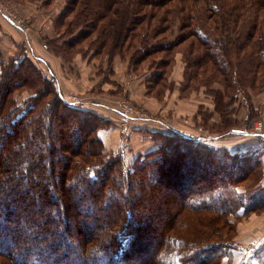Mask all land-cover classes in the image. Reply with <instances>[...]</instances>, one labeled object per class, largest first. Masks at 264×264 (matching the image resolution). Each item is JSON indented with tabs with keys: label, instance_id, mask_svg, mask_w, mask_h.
<instances>
[{
	"label": "rangeland",
	"instance_id": "1",
	"mask_svg": "<svg viewBox=\"0 0 264 264\" xmlns=\"http://www.w3.org/2000/svg\"><path fill=\"white\" fill-rule=\"evenodd\" d=\"M70 1L0 0V69L4 68L3 63L7 64L10 60L17 62L28 59L37 70L29 67L27 78L38 84L44 80L49 86L52 84L49 79L55 78L54 86L61 103L83 109L82 102L90 101V104H99L98 107H102L104 112H116L115 125L111 126L108 121V124L97 129V133L102 142V154L119 157L128 169V178L125 182L122 180L123 187L115 189L112 186L110 190L119 196L122 207L130 205L138 208L135 211H140L141 223H138V237L133 244L139 242L150 247L149 244L157 237V233L152 232L154 224L164 226V223L171 221L177 232H185L200 221L203 226L208 225L206 229L212 227V221H209L212 213H195L184 208L180 199L183 193L189 191L191 184L198 185L199 177L205 173L206 170L198 171L201 170L198 166L201 162L208 166V181L215 186L223 185V188L233 182L225 170H231L230 163L238 162V167L235 166L230 172H234L238 178L233 182L238 193H246L247 204L251 203L248 198L251 194L259 192L261 198L252 201L253 211L245 214L239 211V216L230 213L218 221L220 238L212 236L206 242L226 241L222 248L225 253L210 264H264V134L249 132L253 129V123L258 121H261L264 130V116L259 108L264 100V68L258 75L256 89L246 86L233 89L234 79L228 77L230 66L236 64L232 55H229V64L221 63L225 69L215 66L214 77L208 72L189 80L195 68V59L206 47H201L198 39L196 41L192 35L194 27L189 26L192 24L190 19H181L187 15L182 4L175 2L168 5L172 11L167 22L169 29L154 35V26L162 22L157 20L158 17L151 20V26L143 22L137 27L128 24V29L124 28L127 20L124 15L117 18L112 29L106 30L100 21L95 27H88L87 22L92 19L75 16L77 12L69 9ZM261 1L243 0L241 5L238 4L239 0H191L188 3L193 7V23L199 27L207 23L206 16L211 12L223 14L224 17L229 15L228 28L235 39V34L241 36L246 33V28L251 24L244 20H254L257 3ZM210 6L214 8L210 9ZM258 11L262 15L257 27L260 25L262 29L259 41L264 58V8ZM247 16L253 18L245 19ZM181 21L185 24L183 28H180ZM93 22H96L94 16ZM3 23L7 28L3 27ZM220 38L221 35L215 40ZM176 39L182 41L175 43ZM247 39L250 40L249 44H256L257 37L242 36L239 42ZM165 42L171 45L161 51L147 53L152 46L158 47ZM234 45L239 46L238 41L234 40L230 47ZM246 50L250 51L248 48ZM232 68L239 72L236 66ZM245 69L244 62L241 70ZM65 84L68 88L76 89L71 92L74 94L64 88ZM11 95L15 104L22 105L31 96L35 97V90L21 87ZM45 97L50 102L49 97ZM62 107L56 113L65 115ZM88 119L93 122L95 118L90 115ZM68 124L64 123L62 128L67 130ZM85 124L91 127L90 122L85 121ZM137 126L145 128L148 134L136 132ZM106 128H111V138L103 140L101 131ZM47 131L44 140L52 145L50 154L56 160L51 163L52 172L46 171L44 182L50 186L53 181L57 189L55 194L59 198L55 177L60 168L58 156L63 151L58 145L56 126L51 125ZM175 133L192 136L199 144L215 147V150L212 152L193 143L175 141L172 139ZM145 135L148 136L147 141ZM165 135L167 139L163 141ZM229 153L235 156L230 157ZM243 161L249 166L240 172L239 163ZM191 162L197 167V173L190 176V172L186 171L183 174L182 166H189ZM66 198L70 199V195H66ZM38 203H34L36 210ZM12 210V217H15L17 209ZM172 212L174 215L169 218ZM22 220L20 235L35 237L39 227L26 228L25 224H30L29 218L23 215ZM44 224L42 218L41 226ZM94 224L95 227L89 223V229L100 233L99 229L96 230L97 222ZM3 233L10 242V234ZM104 236L98 234V239ZM123 238L129 240L128 233ZM0 264L10 262L0 256Z\"/></svg>",
	"mask_w": 264,
	"mask_h": 264
},
{
	"label": "trees",
	"instance_id": "2",
	"mask_svg": "<svg viewBox=\"0 0 264 264\" xmlns=\"http://www.w3.org/2000/svg\"><path fill=\"white\" fill-rule=\"evenodd\" d=\"M189 1L191 0H71L69 9L77 12L78 15L74 14L75 16L92 19L87 22L88 27H95L100 21L106 30L112 29L117 18L124 15L127 19L124 28L127 29L128 24L137 27L143 22L151 26V20L158 17L157 20L162 22L152 30L154 35H158L169 29L167 22L172 11L168 5L175 2L182 4L187 15L181 19H190L192 24L189 26L194 27L192 35L196 41L198 39L201 47H206L195 59L194 71L188 79L208 72L214 77L215 66L223 68L221 63L229 64V55H232L236 60L233 66L239 71L230 66L228 77L234 79L233 89L243 86L256 89L258 75L264 68V58L261 55L263 47L259 41L262 29L259 28L260 25L257 27L262 18L258 10L264 8V0L257 3L254 20H244L251 24L246 28V33L241 36L235 34V39L228 28L229 15L224 17L223 14L211 12L206 16L208 25L200 26L204 29L196 26L193 23V7ZM242 1L239 0L238 4L241 5ZM78 3L80 4L76 8ZM213 8L210 6V9ZM250 18L247 16L245 19ZM182 24L181 21L180 28L185 27ZM91 30L92 28L89 32ZM189 35L190 33L187 36ZM220 35L221 38L215 40ZM135 36L137 35H133ZM242 36L254 39L257 37L256 44H249V39L239 42ZM176 40L175 43L182 41ZM234 40L238 41L239 46L230 47ZM170 45V42H165L158 47L152 46L147 53L161 51ZM145 51L146 49L143 52ZM232 51L237 53L233 54ZM244 62L246 69L242 71L241 64ZM3 66L0 69V256L10 264H210L225 253L222 248L226 241L207 243L206 239H211L212 236L220 238V226L217 223L222 216L230 213L239 216V211L243 214L253 211L252 201L261 198L259 192L251 194L248 197L251 203L247 204L246 193H238L233 183L238 178L234 172L230 173L235 166L238 167V162L230 163L231 170H225V174L233 180L226 188L208 181V166L201 162L198 165L201 170L198 171L206 170L205 173L199 177L198 185L193 183L194 180L189 191L183 193L180 199L184 208L195 213H212L209 220L212 221V227L206 229L208 225L203 226L200 221L188 227L185 232H177L171 221L164 223V226L154 224L152 232H156L157 237L149 244L150 247L140 245L139 242L133 244L138 237V223H141L140 211H135L138 208L134 209L130 205L122 207L119 196L110 190L112 186L115 189L123 187V181L128 178V169L119 157H106L102 154V142L97 129L108 124V120L90 110L64 102L62 104L54 86L55 78L49 79L51 86L45 84L44 80L38 84L28 79V68L37 70L30 60H10L7 64L3 63ZM21 87L35 90V97L31 96L27 99L28 102L26 100L22 105H17L11 93ZM45 96L49 97L50 102ZM242 96H245L244 93ZM60 106L65 115L56 113ZM90 115L95 118L93 122L87 120ZM85 121L90 122L91 127L86 126ZM64 123H69V130L62 128ZM51 125L56 126L58 145L63 151L58 156L60 168L55 177L59 198L55 194L57 189L53 181L50 186L44 182L46 171L52 172L51 163L56 160L50 154L52 145L44 140V134ZM165 139L166 135L163 141ZM172 139L193 143L204 150H215V147L199 144L192 136L175 133ZM180 147L182 150L183 147ZM229 154L230 157L235 156ZM190 164L182 166V172L184 174L188 171L193 176L197 173V167L192 162ZM246 165L244 161L239 163L240 172L248 169L249 165ZM66 195H70V199ZM37 201L39 207L36 210L34 203ZM14 208L17 209V215L12 217ZM23 215L29 218L30 224L24 223L26 228L39 227L37 231L34 230V233L37 232L35 237L20 235L19 226L24 222ZM173 215L174 212L169 214V218ZM42 218L45 221L43 226ZM96 222V230L99 229L100 233L89 229V223L95 227ZM106 229L110 230L106 233ZM2 231L10 234V242ZM126 233L129 240L123 238ZM98 234L105 236L99 240Z\"/></svg>",
	"mask_w": 264,
	"mask_h": 264
},
{
	"label": "crops",
	"instance_id": "3",
	"mask_svg": "<svg viewBox=\"0 0 264 264\" xmlns=\"http://www.w3.org/2000/svg\"><path fill=\"white\" fill-rule=\"evenodd\" d=\"M3 27H5V28H7L6 26H5V24L3 23ZM48 60V59H47ZM48 62L51 64L52 62H50L49 60H48ZM48 63V64H49ZM52 65H55L54 63H52ZM49 70H50V68H49ZM50 72H52L53 73V71L52 70H50ZM54 74V73H53ZM57 77H59L58 75H57ZM56 77V78H57ZM69 80H70V77L68 78ZM67 81V80H66ZM64 86V85H63ZM64 88L66 89V90H68V91H70V94H74V93H71L72 91H76V89L75 88H73V89H71V88H68V86L65 84V86H64ZM69 93V92H68ZM90 101H86V102H82V106H83V108H88V109H90V111H92V112H94V113H96V114H99V115H101V116H103V117H105L109 122H110V125L111 126H113V124L115 125V122H116V116H117V114H116V112L115 111H113V113L112 112H109V111H103V108L102 107H98V106H100L99 104H95V103H92V104H90L89 103ZM260 102H261V100H260ZM259 108H261L260 110L262 111V114H263V116H264V100L262 101V103H261V107H259ZM150 126V125H149ZM143 127L142 126H137V127H135V130H136V132H138V131H143L144 133H146L147 132V134H148V131L144 128V129H142ZM138 129V130H137ZM111 132H112V130H111V128H106V129H104V130H102L101 131V137H102V139L104 140V139H110L111 138ZM139 133V132H138ZM241 134H243L244 135V133H241ZM147 135H145V137H146ZM147 139H148V136L146 137V141H147Z\"/></svg>",
	"mask_w": 264,
	"mask_h": 264
},
{
	"label": "built area",
	"instance_id": "4",
	"mask_svg": "<svg viewBox=\"0 0 264 264\" xmlns=\"http://www.w3.org/2000/svg\"><path fill=\"white\" fill-rule=\"evenodd\" d=\"M5 16H7V15H5ZM7 17H5V18H7ZM8 18L11 19L10 17H8ZM262 129H263V126H261V121H258V122H254L253 123V129L251 131H249V132L252 133V134H256V135H263L264 134V130H262ZM249 132L247 131V133H249Z\"/></svg>",
	"mask_w": 264,
	"mask_h": 264
}]
</instances>
